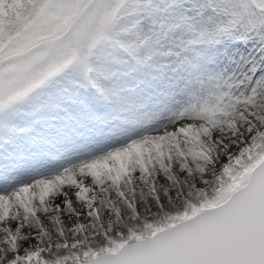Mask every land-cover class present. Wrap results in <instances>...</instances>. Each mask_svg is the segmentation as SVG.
<instances>
[{"label": "snow or ice", "instance_id": "obj_1", "mask_svg": "<svg viewBox=\"0 0 264 264\" xmlns=\"http://www.w3.org/2000/svg\"><path fill=\"white\" fill-rule=\"evenodd\" d=\"M0 264H264V0H0Z\"/></svg>", "mask_w": 264, "mask_h": 264}, {"label": "bare ground", "instance_id": "obj_2", "mask_svg": "<svg viewBox=\"0 0 264 264\" xmlns=\"http://www.w3.org/2000/svg\"><path fill=\"white\" fill-rule=\"evenodd\" d=\"M86 182L90 183V180L89 181H86Z\"/></svg>", "mask_w": 264, "mask_h": 264}]
</instances>
